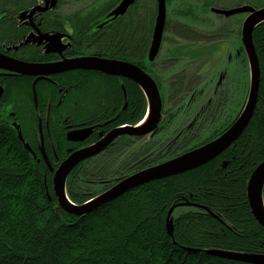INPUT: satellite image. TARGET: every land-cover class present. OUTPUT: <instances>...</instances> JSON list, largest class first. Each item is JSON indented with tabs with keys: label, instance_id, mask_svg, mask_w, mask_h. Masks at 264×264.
<instances>
[{
	"label": "trees",
	"instance_id": "1",
	"mask_svg": "<svg viewBox=\"0 0 264 264\" xmlns=\"http://www.w3.org/2000/svg\"><path fill=\"white\" fill-rule=\"evenodd\" d=\"M65 1L81 33L121 0ZM263 2L243 0L234 6L263 8ZM216 3L167 0L166 33L153 62L148 51L157 0H137L99 37L98 55L140 65L155 79L163 116L153 134L140 141L122 135L116 146L72 172L66 188L73 203H86L112 182L215 140L240 116L250 86L241 39L246 14L217 15L211 11ZM255 28L261 84L254 117L240 138L206 164L132 188L88 214L77 217L60 207L45 149L33 137L35 120L28 129L18 117L34 156L0 110V264H253L211 250L264 255V226L251 212L247 191L251 174L264 161V23ZM91 75L77 88L96 111L116 112V126L144 119L148 100L138 83ZM27 92L26 103L34 108L31 85ZM59 164L51 161L53 167Z\"/></svg>",
	"mask_w": 264,
	"mask_h": 264
},
{
	"label": "flooded vegetation",
	"instance_id": "2",
	"mask_svg": "<svg viewBox=\"0 0 264 264\" xmlns=\"http://www.w3.org/2000/svg\"><path fill=\"white\" fill-rule=\"evenodd\" d=\"M55 1L0 0V53L14 60L38 65L60 64V62L93 55L114 58L104 53L101 54L102 56L98 55L94 51L96 49L94 45H97L99 37H103L108 29L115 24L117 18H111L109 14L119 3L104 11L86 28H81L79 31L81 33H77V26L70 21L67 14L66 1L64 0V3H61L62 0ZM33 9L36 11L32 12ZM87 29L88 32H86ZM90 73L94 77L111 76L84 68L64 70L44 76L39 79L36 85L38 103L32 99L34 108L29 109L25 96L30 85L31 92H33L32 87L38 76L24 75L0 67V89H2L0 110L12 125L14 122L19 125L24 123L29 129L30 121L35 120L38 127L36 136L33 135V137L35 142H40V146L45 149L50 163L58 160L61 164L75 151L97 144L111 131L132 125L118 124L116 126L119 118V116L114 118L116 112L96 111L94 105L85 100L81 90L77 87L79 81ZM122 78L124 77H117L119 82ZM82 112L87 113L82 114ZM19 116L22 120L21 123L18 121ZM85 128H91V134L85 140L71 141L68 139L69 132ZM32 131L27 134H31ZM122 135L125 134L118 135L110 142L108 148L116 146ZM135 138L141 140V137ZM30 143L32 145V139ZM102 154L100 152L96 157L79 163L72 172L77 168L79 170V167L87 160L100 157ZM40 157L42 160L44 159L41 154ZM58 166L54 168L56 169ZM114 184L112 182L111 186Z\"/></svg>",
	"mask_w": 264,
	"mask_h": 264
},
{
	"label": "water",
	"instance_id": "3",
	"mask_svg": "<svg viewBox=\"0 0 264 264\" xmlns=\"http://www.w3.org/2000/svg\"><path fill=\"white\" fill-rule=\"evenodd\" d=\"M51 1L54 2L55 0ZM136 1L137 0H121V2L112 9L109 17L116 18L118 16L124 15L129 7L134 5ZM157 3L158 12L155 19L156 23L153 31L154 36L152 40V46L148 53V59L151 62L156 60L161 49L168 14L167 0H157ZM211 8L213 13L220 16L223 15L225 17H230L235 14H246V18L242 25L241 39L243 40L244 50H246L248 61H250L249 70L251 73L249 79V94L245 103L246 105L240 113V116L224 133L216 137L215 140H212L203 146L184 152V154L173 157V159L163 161V163L153 165L152 167L146 169H141V171L138 172H134L131 174V176L121 179L119 182L112 185L108 190L100 193L98 196L88 200V202L83 204L76 205L71 201V199H69L66 188L69 178L68 176L76 168V165L88 158L96 156L99 152L106 149L110 142L118 137V135L127 134L140 137L155 131V129H157L161 123L163 112V97L161 95L159 86H157L155 79L140 65H136L127 60L124 62L116 59L111 60L108 58L101 59L97 56H86L79 59H72L71 61L60 62V64L38 65L30 62L26 63L20 60H14L7 56L5 57L0 53V67L5 69L7 68L16 73L20 72L24 75L29 74L38 76L34 83L33 92L35 94H37L35 86L42 77L64 70L84 68L90 71L95 70L102 73L130 78L135 83H138V85L143 89L146 98H148L147 114L150 112V121L146 125H128L126 127L118 128L109 133L106 138L97 142V144L75 151L56 169L51 166L48 157L45 156L47 165L53 172V189L55 196L63 210L68 211L77 217L88 214L91 211L97 210L99 206L110 202V200L118 198L121 196V194L127 191H130L132 188L142 186V184L152 182L153 180L171 177L176 174L185 173V171L195 169V167L206 164V162L215 159L217 156L227 151V148L236 142L243 132L248 128V124L254 117L258 105L257 102L261 83L260 60L257 49H255L253 33L256 29L255 27L261 23H264V7L257 8L255 6L243 4L240 6H232V8H219L217 6H212ZM36 9H38V7H36ZM36 9H33L32 12H35ZM1 91L2 89H0V96L2 95ZM14 125H16V123H14ZM16 126L19 131V126ZM90 134L91 128L74 130L68 133V139L71 141L85 140V138L90 136ZM18 136L23 141H25L21 131H19ZM25 147H27L29 150H32V148L27 143L25 144ZM263 188L264 161L255 168L250 176L247 186L248 202L250 203L251 211L254 213L255 218L259 223H261L262 226H264ZM175 207H172L169 214L175 210ZM168 224L170 233H172V221L169 220ZM211 253L230 260L235 259L253 264H264V258L255 254H242L235 251L231 252L222 249L211 250Z\"/></svg>",
	"mask_w": 264,
	"mask_h": 264
},
{
	"label": "bare ground",
	"instance_id": "4",
	"mask_svg": "<svg viewBox=\"0 0 264 264\" xmlns=\"http://www.w3.org/2000/svg\"><path fill=\"white\" fill-rule=\"evenodd\" d=\"M165 29H164V35H165ZM154 34V33H153ZM154 36V35H153ZM153 36H152V40H153ZM163 38H164V36H163ZM152 40H151V46H152ZM151 46H150V48H151ZM150 48H149V50H150ZM148 53H149V51H148ZM93 56H96V55H93ZM98 58H101V59H104V58H106L107 59V57H100V56H97ZM108 59H111V60H120V59H117V58H115V59H113V58H108ZM120 61H124V60H120ZM247 61H248V58H247ZM125 62V61H124ZM248 67L250 68V61H248ZM249 72L251 73V71L249 70ZM109 75H111V76H117V77H121V76H118V75H112V74H109ZM261 84V83H260ZM37 85V84H36ZM158 86V85H157ZM35 89H36V86H35ZM159 89H160V87H159ZM32 90H34V84H33V87H32ZM4 91V90H3ZM160 92H161V90H160ZM145 97H146V95H145ZM37 98H38V94H33V100L35 101V103H38V100H37ZM147 100H148V98H147ZM162 116H163V113H162ZM149 117H150V112L147 114V116L142 120V121H140L139 122V126H144V125H146L149 121H150V119H149ZM162 119V118H161ZM162 121V120H161ZM14 123H16V125H18L19 126V131H21V133H22V130H21V125H19L17 122H14ZM13 123V124H14ZM16 125H14V127L17 129V126ZM18 130V129H17ZM116 130V129H115ZM19 131H18V133H19ZM114 131V130H113ZM155 131H156V129H155ZM112 132V131H111ZM110 132V133H111ZM154 133V131L153 132H150L149 134H147V135H145V136H148V135H151V134H153ZM23 136V135H22ZM220 136V135H219ZM24 137V136H23ZM135 137H139V136H135ZM140 137H143V136H140ZM218 137V136H217ZM25 139V138H24ZM22 140V139H21ZM23 141V140H22ZM25 144L27 143L28 145H29V142H27L26 141V139H25V141H23ZM79 143V142H78ZM235 143V142H234ZM233 143V144H234ZM24 144V145H25ZM30 146V145H29ZM109 146V145H108ZM31 148H32V146H30ZM43 147V146H42ZM230 147V146H229ZM27 148V147H26ZM108 148V147H107ZM106 148V149H107ZM28 149V148H27ZM29 150V149H28ZM105 150V149H104ZM104 150H102V151H104ZM31 152H33L34 153V156L36 155L35 154V152L33 151V148H32V150H30ZM101 151V152H102ZM100 153V152H99ZM98 153V154H99ZM97 154V155H98ZM96 155V156H97ZM45 156H47L46 155V153L44 154V157ZM71 156V155H70ZM96 156H93V157H96ZM48 157V156H47ZM68 158V157H67ZM92 158V157H91ZM49 159V158H48ZM89 159V158H88ZM45 161H46V157H45ZM47 163V162H46ZM51 164V163H50ZM77 166V165H76ZM153 166V165H152ZM149 168V167H148ZM144 169H146V168H144ZM132 174V173H131ZM129 176H131V175H129ZM250 179V178H249ZM66 186H67V184H66ZM56 197V196H55ZM263 201H264V192H263ZM66 212H68V211H66ZM252 212V211H251ZM69 213V212H68ZM71 214V213H70ZM254 214V213H253ZM170 215H172V213L170 214ZM255 216V215H254ZM170 217V219H171V216H169ZM169 219V220H170ZM257 220V219H256ZM172 221V220H171ZM257 222H258V220H257ZM259 223V222H258ZM261 224V223H260ZM169 224L167 223V227H168V232H169V234H173V232H174V227H173V221H172V229H173V232L172 233H170V229H169V226H168Z\"/></svg>",
	"mask_w": 264,
	"mask_h": 264
},
{
	"label": "rangeland",
	"instance_id": "5",
	"mask_svg": "<svg viewBox=\"0 0 264 264\" xmlns=\"http://www.w3.org/2000/svg\"><path fill=\"white\" fill-rule=\"evenodd\" d=\"M88 1V0H85ZM243 0H217L218 3H216L219 7L221 6H226V7H232L234 5H236L239 2H242ZM99 4H102V0H100V2L98 1ZM264 5V2L262 3ZM170 14H172V10L170 8ZM249 90V88H248ZM249 94V93H248ZM261 257L264 258V255H259Z\"/></svg>",
	"mask_w": 264,
	"mask_h": 264
}]
</instances>
